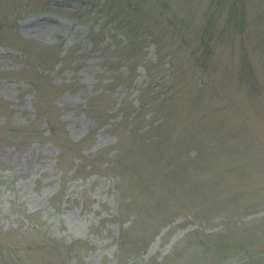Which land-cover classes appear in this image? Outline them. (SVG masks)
I'll use <instances>...</instances> for the list:
<instances>
[{
	"label": "rangeland",
	"instance_id": "374dc122",
	"mask_svg": "<svg viewBox=\"0 0 264 264\" xmlns=\"http://www.w3.org/2000/svg\"><path fill=\"white\" fill-rule=\"evenodd\" d=\"M0 264H264V0H0Z\"/></svg>",
	"mask_w": 264,
	"mask_h": 264
}]
</instances>
